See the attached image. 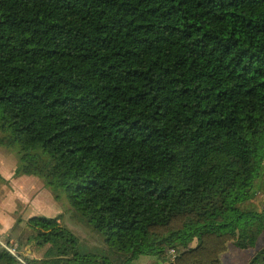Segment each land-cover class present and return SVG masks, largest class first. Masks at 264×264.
<instances>
[{"label": "trees", "instance_id": "16d2710c", "mask_svg": "<svg viewBox=\"0 0 264 264\" xmlns=\"http://www.w3.org/2000/svg\"><path fill=\"white\" fill-rule=\"evenodd\" d=\"M0 134L109 251L33 217L28 264H221L264 232V0H0Z\"/></svg>", "mask_w": 264, "mask_h": 264}, {"label": "rangeland", "instance_id": "374dc122", "mask_svg": "<svg viewBox=\"0 0 264 264\" xmlns=\"http://www.w3.org/2000/svg\"><path fill=\"white\" fill-rule=\"evenodd\" d=\"M1 136V134H0ZM16 156L9 152L6 147H0V192L5 191L1 188V184H8L6 177L3 175L7 170L11 168L10 179H16L19 177H31L35 178L39 184L43 187V180L36 176L20 175L16 176L15 171L17 167ZM50 192V191H49ZM256 199L253 201L252 206L259 210L262 206L264 207V188L260 189L256 194ZM53 196V195H52ZM53 200V201H52ZM51 202L45 201V212L40 217L57 219L58 222L65 228H67L79 242V250L81 253H93L96 255H106L109 251L108 248L103 244L100 235L93 232L86 224L76 218L73 214L72 209L67 204L63 196L54 197ZM19 230H17L18 232ZM16 232V233H17ZM15 234V233H14ZM20 234V233H19ZM18 234V237H20ZM4 236V235H3ZM17 236V235H16ZM5 237V236H4ZM14 236H6L5 238L12 239L18 242L19 248L22 249V243L19 242V238ZM194 241L190 247L195 245ZM264 246V232L260 235L255 243L249 242L245 244H237L231 242L228 244L226 252L221 257V264H248L253 255ZM23 251V249H22ZM169 257V256H168Z\"/></svg>", "mask_w": 264, "mask_h": 264}, {"label": "crops", "instance_id": "0c3cea01", "mask_svg": "<svg viewBox=\"0 0 264 264\" xmlns=\"http://www.w3.org/2000/svg\"><path fill=\"white\" fill-rule=\"evenodd\" d=\"M11 169L3 173L8 184H1L5 191L0 192V235L17 238L20 233L17 240L22 243V254L26 258L42 260L43 258L34 252L33 246L30 248L28 244V239L35 231L28 227L27 221L42 216L46 208L45 201L50 203L54 196L35 178L10 179ZM8 240L18 244L17 241L9 238ZM149 261V258H140L132 264H147Z\"/></svg>", "mask_w": 264, "mask_h": 264}, {"label": "built area", "instance_id": "2783aa9c", "mask_svg": "<svg viewBox=\"0 0 264 264\" xmlns=\"http://www.w3.org/2000/svg\"><path fill=\"white\" fill-rule=\"evenodd\" d=\"M0 249L4 250L10 256H12L17 261L18 264H28L25 259L26 257L20 251L18 244L9 241L7 238H5L2 235H0ZM169 255L171 256V260H173L175 256L174 251L170 250Z\"/></svg>", "mask_w": 264, "mask_h": 264}]
</instances>
